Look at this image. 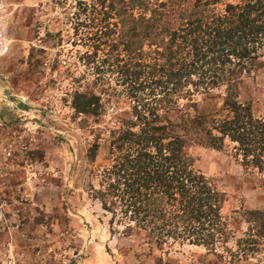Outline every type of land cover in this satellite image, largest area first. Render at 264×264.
<instances>
[{
  "label": "rangeland",
  "instance_id": "rangeland-1",
  "mask_svg": "<svg viewBox=\"0 0 264 264\" xmlns=\"http://www.w3.org/2000/svg\"><path fill=\"white\" fill-rule=\"evenodd\" d=\"M73 6L0 0V264H264V237L246 259L232 260L240 250L249 254L244 240L255 232L246 212H264V163L245 164L228 139L212 146L198 134L185 146L192 169L225 195L222 214L232 236L225 245L158 249L137 232L110 228L91 188L113 164L111 131L130 119L131 101L123 87L95 84L85 71L84 48L72 43ZM75 92L98 97L95 114L74 110ZM224 98L223 87L200 89L157 111L172 124L187 116L223 120ZM236 101L254 118L264 116V67L242 74Z\"/></svg>",
  "mask_w": 264,
  "mask_h": 264
},
{
  "label": "trees",
  "instance_id": "trees-1",
  "mask_svg": "<svg viewBox=\"0 0 264 264\" xmlns=\"http://www.w3.org/2000/svg\"><path fill=\"white\" fill-rule=\"evenodd\" d=\"M73 0L74 45L93 83L123 87L131 101L129 120L111 131L113 164L99 175L91 197L123 234H140L149 246L171 243L225 245L230 232L222 214L224 193L192 169L189 137L207 136L237 145L245 164L264 163V116L236 101L242 74L264 67V0ZM223 87L229 116L182 118L172 124L160 105ZM74 110L93 115L98 97L74 94ZM98 144H95L96 148ZM96 150V149H95ZM252 231L232 260L253 253L264 237V212L248 211ZM247 249L243 250L246 251Z\"/></svg>",
  "mask_w": 264,
  "mask_h": 264
}]
</instances>
